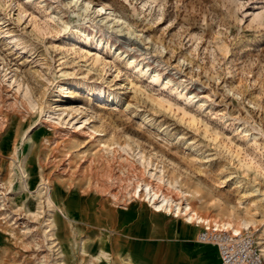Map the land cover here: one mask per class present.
Returning a JSON list of instances; mask_svg holds the SVG:
<instances>
[{"label": "rangeland", "instance_id": "obj_1", "mask_svg": "<svg viewBox=\"0 0 264 264\" xmlns=\"http://www.w3.org/2000/svg\"><path fill=\"white\" fill-rule=\"evenodd\" d=\"M79 1L0 0V264H220L144 182L252 218L264 264V0Z\"/></svg>", "mask_w": 264, "mask_h": 264}, {"label": "bare ground", "instance_id": "obj_2", "mask_svg": "<svg viewBox=\"0 0 264 264\" xmlns=\"http://www.w3.org/2000/svg\"><path fill=\"white\" fill-rule=\"evenodd\" d=\"M67 2H72L76 6L81 9V11H86L89 7L87 2H81L79 0H67ZM96 11L98 12V21L100 23H103L106 27H109L113 32H107L106 37L109 38L112 36L114 42H118L117 50H121L120 52H125L128 50V48H132L128 45L130 44H137L136 39L134 38V32L132 30L123 32V25L121 24V19L118 17L112 16L109 12H105L103 7L96 8ZM125 34L128 35V39H125ZM134 35V36H133ZM84 43L89 45V39L83 38ZM135 46V45H134ZM133 46V47H134ZM100 48V46H99ZM133 56V55H132ZM151 82L158 83V78L155 76H152L150 78ZM99 97H101L102 92H98ZM179 97H182L183 95L177 94ZM139 158V157H138ZM140 159V158H139ZM145 172L148 175L154 176L153 178H156L157 180L160 178V169L156 168L157 170H149L148 166L149 164H141ZM240 167H242V171L244 173H247L250 170H256V166L252 164H240ZM141 186L142 190L144 192V195L149 197V201H152L154 197H159L158 202L156 203L155 207H161L164 210H172L173 213L179 214L185 221L187 222H193L195 224L201 223L202 225H210L220 230H228L232 233H240V232H248L245 230H250L252 228L255 229L256 222L252 218H245V217H237L233 214L228 215H215V216H203L195 212L187 203H180L175 202L167 193L161 190V188L157 187L154 183L151 182H144L143 184L135 183L132 187L133 193H136L138 190V187ZM137 194V193H136ZM144 197V196H143ZM251 232V231H250ZM260 243V241H259ZM262 250V248H261ZM103 254V252H100ZM104 255V254H103ZM220 264H222L220 262Z\"/></svg>", "mask_w": 264, "mask_h": 264}, {"label": "built area", "instance_id": "obj_3", "mask_svg": "<svg viewBox=\"0 0 264 264\" xmlns=\"http://www.w3.org/2000/svg\"><path fill=\"white\" fill-rule=\"evenodd\" d=\"M195 239L214 245L222 264H263L260 244L251 232L232 233L202 225Z\"/></svg>", "mask_w": 264, "mask_h": 264}, {"label": "crops", "instance_id": "obj_4", "mask_svg": "<svg viewBox=\"0 0 264 264\" xmlns=\"http://www.w3.org/2000/svg\"><path fill=\"white\" fill-rule=\"evenodd\" d=\"M200 228H201V227H198V229H197L196 232H195V235H196V233L200 230ZM195 235H194V240H196V239H195ZM197 242H198V241H197ZM198 243H199V244H202V245H207V246H211V247H213L214 250L216 251V254H217V257H218V253H217L216 247H215L214 245L209 244V243H202V242H198ZM218 259H219V257H218Z\"/></svg>", "mask_w": 264, "mask_h": 264}]
</instances>
